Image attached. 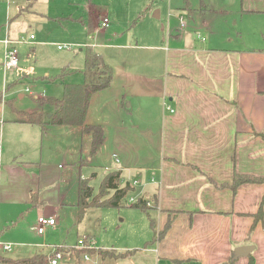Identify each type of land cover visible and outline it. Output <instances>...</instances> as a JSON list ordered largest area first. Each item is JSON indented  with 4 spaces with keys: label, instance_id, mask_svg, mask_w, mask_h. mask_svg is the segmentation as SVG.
<instances>
[{
    "label": "crops",
    "instance_id": "0c3cea01",
    "mask_svg": "<svg viewBox=\"0 0 264 264\" xmlns=\"http://www.w3.org/2000/svg\"><path fill=\"white\" fill-rule=\"evenodd\" d=\"M251 1L249 7L243 3L242 16L248 13L264 18V0ZM57 2L79 4L78 0ZM215 3L195 0L192 5L187 0L181 11L190 15L192 27L182 34L169 30L165 38L163 34L158 41L142 46L147 53H163L154 61L159 73L148 72L153 61L147 57L143 68L142 63L132 60L123 62L118 71L110 67L111 85L122 81L123 99L131 97L132 101L125 108L115 98L111 107L95 100L98 93L91 97L85 124L100 126L104 134L102 145L92 156L90 136L81 128L49 126L43 130L25 122L23 113L42 112L49 118L53 107L47 100L60 98L46 99L43 93L29 91L52 111L13 108L9 118L6 106L1 105L0 204L7 200L28 204L37 210V218H55V226L49 228L54 229L67 192L72 194L75 189L78 198L79 179L91 175L82 174L84 163L90 165L102 158L101 151L106 154L105 150L114 148L119 157L108 165L107 173L120 171V181H125L121 185L128 183L132 192H138L137 199L147 202L152 238L156 236L126 258L93 255V260L99 264H264V184L232 187L236 176L264 178V20L262 25L256 24L254 37L242 39V29L235 21L223 28L225 36L221 33V39L215 41L221 31L215 21L223 18L222 22L228 23L221 17L226 9H218ZM2 4L9 11L31 13L58 5L50 0H2ZM92 5L87 0L86 8ZM216 9L221 10L220 17ZM197 10L203 17L195 19L193 12ZM209 11L217 16L208 19ZM202 32L206 33L203 38ZM230 32L235 33L236 43H232ZM81 76L68 83H81ZM142 126L147 136L149 126L158 127L160 142L155 157L158 166L148 172L150 178L140 186L137 178L150 165L148 157L126 152L122 142L129 129L136 131ZM54 139L59 140L58 145ZM55 155H63L70 163L55 166ZM130 174H137L139 186L130 184ZM31 193L35 203H31ZM260 209L263 217L254 223L253 216ZM167 223L168 230L159 237ZM242 246L253 250L247 257L232 261L234 250Z\"/></svg>",
    "mask_w": 264,
    "mask_h": 264
},
{
    "label": "rangeland",
    "instance_id": "374dc122",
    "mask_svg": "<svg viewBox=\"0 0 264 264\" xmlns=\"http://www.w3.org/2000/svg\"><path fill=\"white\" fill-rule=\"evenodd\" d=\"M55 1L58 5H51L31 13L9 11L0 0V95L3 96L7 118L12 114L13 108L24 111L43 109L44 112L50 113L52 110L49 105L36 101L37 99L31 97L28 92L43 93L46 99L62 98L63 83H68V80L75 76L81 79L86 51L89 48L101 55L103 64L108 70L113 67L118 71L122 69L123 62L132 60L142 63L147 57L153 61L148 64V72L152 74L154 72L155 75L159 73V68L154 61L163 53L158 51L147 53V48L142 46L153 43L156 39L158 41L163 34L165 38L169 30L182 34L193 25L190 15L181 11L187 0H90L93 5L89 9L86 8L87 0H78L79 4L73 6ZM55 1L50 0V2ZM188 1L192 5L195 3V0ZM213 1L216 2L218 9H226L227 12H221V17L228 20L226 24L222 22L223 18L215 21V25L221 29L215 41L217 38L221 39V33L225 36L226 32L222 29L231 26L235 21L242 29V39L254 37L253 35L257 32L256 24L262 25L264 18L254 17L248 13L242 16L241 13L243 3L245 7H249L253 1ZM218 9L216 12L220 17L221 10ZM193 14L195 19L203 17L201 10ZM217 14L209 11L206 15L208 19L210 17L214 19ZM104 16H107L110 21L106 29L99 26ZM39 27H41L40 30ZM189 31L194 33L192 30ZM230 33L232 43H236L235 33ZM30 35L34 36L32 44L21 43L15 46L19 61L17 68L5 72L2 66L5 46L2 41L7 37L13 40L28 39ZM205 35V32L200 33L202 38ZM134 43H138L139 47L131 48L130 45ZM57 46H70V48L58 49ZM131 64L134 68L137 67L135 63ZM143 67L144 63H142ZM63 71L65 75L62 76ZM20 95H23V98H19ZM123 96L124 90L120 81V84L111 85L108 89L98 92L95 100L113 107L114 99L118 98L121 105L126 108L132 100L131 97L123 99ZM158 129V127L149 126L146 129L148 136L144 133L143 126L136 131L129 129L124 134L125 139L122 143L126 152L136 154L135 156L138 157L141 154L148 157L150 165L145 167L140 178L139 175L137 178L140 186L150 178L148 172L158 166L155 162L160 142ZM58 143L59 140L54 139V144L58 145ZM105 151L106 154L101 151L102 158L93 161L90 165L84 163L82 166L84 176L95 174L89 184L93 188V195L98 192L108 165L115 163L119 157L114 148ZM112 154H115L116 158ZM85 158L88 160L89 157ZM141 161L144 160L141 159ZM68 163H70L69 160L63 155H55V166L60 164L62 167ZM87 171L89 174H85ZM136 176L137 174L128 176L130 184L135 187L139 186L135 182ZM122 182H125L123 178H121ZM75 191L74 189L72 194L71 191L67 192L66 203L57 215L56 227L48 228L42 235L35 230L36 209L28 204H12L9 200L2 202L0 204V241L14 246V249L6 256L15 260L40 253L46 255L45 264H49V260L56 258V255L60 253V258L57 259L58 264H99L97 259L93 260L95 258L93 255L88 254L89 260L85 261L82 254L75 253L78 250L76 246L79 240L92 239L95 250L122 252L141 250L156 236L152 238L153 226L148 215L131 208L135 202L132 201L138 197V192L130 193L119 208H90L79 220L76 207L77 191ZM4 255L0 256V264H14L15 261Z\"/></svg>",
    "mask_w": 264,
    "mask_h": 264
},
{
    "label": "trees",
    "instance_id": "16d2710c",
    "mask_svg": "<svg viewBox=\"0 0 264 264\" xmlns=\"http://www.w3.org/2000/svg\"><path fill=\"white\" fill-rule=\"evenodd\" d=\"M83 81L78 84L63 83V96L60 99H49L47 103L53 107V113L46 118L45 114L41 113H23L25 122L31 125L40 126L45 129L49 126H66L79 127L82 133L90 136L89 156L94 155L104 141L103 130L97 125H86L85 119L88 111V106L91 97L111 86L112 74L110 70L103 64L101 56L93 49L89 48L85 55V66L82 71ZM1 102V95H0ZM46 120V121H45ZM264 139V135L262 136ZM94 173L89 178H80L78 181V198L76 207L78 209L79 220L84 217L87 210L94 207L99 208H119L123 200L132 193V188L128 183L121 185L120 171L108 172L98 188V192L93 195V188L89 185ZM232 187L243 183L264 184V178L236 176L233 180ZM31 203H35V194H30ZM131 208L140 210L147 214V202L144 199H137ZM254 223L263 217L261 209L253 216ZM253 223V224H254ZM170 223L165 225L163 231L160 232L159 237L163 236L168 230ZM76 249V248H75ZM73 250V249H72ZM69 251V250H68ZM74 251V250H73ZM133 251H126L124 253H117L114 250H84L78 249L76 254L97 255L101 259H123L126 258ZM57 254V253H56ZM235 261V260H232ZM46 257L43 255H34L29 258H24L15 261L14 264H45ZM229 264H232L229 262Z\"/></svg>",
    "mask_w": 264,
    "mask_h": 264
},
{
    "label": "built area",
    "instance_id": "2783aa9c",
    "mask_svg": "<svg viewBox=\"0 0 264 264\" xmlns=\"http://www.w3.org/2000/svg\"><path fill=\"white\" fill-rule=\"evenodd\" d=\"M109 19L103 18L100 22L99 26L103 29H106L109 27ZM34 36L31 35L28 39L22 38L21 40H11L8 38H5L2 41V44L5 46V51L3 55V69L4 71L12 70L17 68L18 66V55L16 51V45L18 44H29L30 40H33ZM58 49L62 48H70V46H57ZM2 98V105H3V96ZM167 109L170 112H173L170 107L167 106ZM0 152H1V143H0ZM133 202V201H132ZM55 226V218H49V217H38L35 225V230L38 234L42 235L48 228H52ZM77 249H84V250H94L93 248V242L92 239L85 238L84 240H79L76 246ZM13 250V245L4 243L0 241V255L3 253H9ZM91 256V255H90ZM60 258V253L56 255V258L49 260V264H58L57 259ZM82 258H84L85 261L89 260V255L87 253L82 254Z\"/></svg>",
    "mask_w": 264,
    "mask_h": 264
},
{
    "label": "water",
    "instance_id": "95a60500",
    "mask_svg": "<svg viewBox=\"0 0 264 264\" xmlns=\"http://www.w3.org/2000/svg\"><path fill=\"white\" fill-rule=\"evenodd\" d=\"M252 250L253 247H249V246L238 247L233 252L232 260H237L240 257H247Z\"/></svg>",
    "mask_w": 264,
    "mask_h": 264
}]
</instances>
